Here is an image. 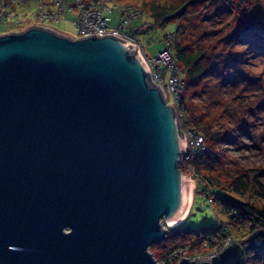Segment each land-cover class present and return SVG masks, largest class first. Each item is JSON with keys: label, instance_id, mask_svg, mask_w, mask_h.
Wrapping results in <instances>:
<instances>
[{"label": "water", "instance_id": "obj_1", "mask_svg": "<svg viewBox=\"0 0 264 264\" xmlns=\"http://www.w3.org/2000/svg\"><path fill=\"white\" fill-rule=\"evenodd\" d=\"M185 146L137 47L0 35V264H161L150 247L192 204ZM240 246L177 264H240Z\"/></svg>", "mask_w": 264, "mask_h": 264}, {"label": "rangeland", "instance_id": "obj_2", "mask_svg": "<svg viewBox=\"0 0 264 264\" xmlns=\"http://www.w3.org/2000/svg\"><path fill=\"white\" fill-rule=\"evenodd\" d=\"M2 1V0H0ZM12 3V0H10ZM111 5L118 4L115 11L112 13L111 21L118 24L121 19L122 7L132 6L140 10L141 18L138 23H148L145 30L138 33L140 43L144 47L145 53L150 57H157L168 46V39L166 42L165 34L169 37H175L178 34L177 29H182L184 37L183 40L192 41L194 45H199L204 48H215L210 50L211 54H219L223 49L222 41L219 39L229 32L232 27L237 31H248L249 35L252 31L253 25L260 27L264 24V0H105ZM170 4L173 6H182L184 4V12L171 20H169L164 27L154 25L150 14V7L153 3ZM14 7L13 17L16 18V11L21 18L22 24L0 26V35L8 33L22 32L33 24H42L37 21H32L33 14L40 10L39 0H28L25 5ZM125 10V9H124ZM75 15L67 13L61 20L56 22L45 21L42 27L49 28L54 32L69 36L71 38H82L75 25ZM1 23V20H0ZM44 23V22H43ZM222 30V31H220ZM239 31V32H240ZM252 37L254 45L247 46L245 50H236L239 53L228 55L225 61L232 59L238 55L237 60L233 63L221 67V72L225 76L224 67H229L228 71L230 80L228 83L234 85H222L221 76L213 74L209 79L205 80L204 84L197 82L189 85L186 89L187 105L196 107L198 113H207L206 119L212 123L214 131H219L224 140V143L219 148H224V154L219 155L220 159L216 161L217 168L210 172L205 167V164L200 166H193L192 158L199 150L209 143L199 135H195L194 131L186 126L185 120H182L179 110V102L185 94L186 83L184 82L183 92L180 93L181 99L177 102L171 101L170 105L174 107L177 113V119L180 126V131L183 133L185 141L188 142L189 147L182 155V159L187 162L186 169L182 172L190 176L195 181V189L193 191L192 206L188 213V220L185 225L188 226H202L205 224H217L218 219L214 209L209 200L213 199L210 187L207 192L198 189V179L194 176V171L199 173V176H218L224 180L227 175L238 173L249 167H255L263 170L264 173V40ZM174 39V38H173ZM173 48V44H170ZM154 67V66H153ZM150 76H151V71ZM169 73V74H168ZM171 72L169 68H165L164 85L162 88L169 93H175L172 87ZM161 74V72H159ZM158 74H156L157 76ZM180 76V74H178ZM227 77V76H226ZM181 78V76L179 77ZM177 89V88H176ZM172 96L169 94V99ZM169 101V100H168ZM178 107V110H177ZM214 147V144H213ZM187 152V153H186ZM185 164V163H184ZM192 164V166H191ZM194 169V171H193ZM186 171V172H185ZM203 193V196L199 193ZM205 194V195H204ZM191 213V215H189ZM186 217V219H187ZM185 219V220H186ZM163 224L164 220L162 221ZM166 225V224H165ZM164 241V240H163ZM162 242V241H161ZM160 243V242H159ZM154 244L150 251L155 258L163 264L161 255L165 251L162 244ZM170 246V242L167 243ZM162 253V254H161ZM205 254V255H204ZM203 257L192 258L191 253L183 252L181 257H190L191 260L201 261L211 258L213 255L206 252ZM216 254V253H215ZM166 264V263H164ZM168 264V263H167Z\"/></svg>", "mask_w": 264, "mask_h": 264}, {"label": "trees", "instance_id": "obj_3", "mask_svg": "<svg viewBox=\"0 0 264 264\" xmlns=\"http://www.w3.org/2000/svg\"><path fill=\"white\" fill-rule=\"evenodd\" d=\"M117 6L119 5L116 4ZM117 7L114 8V11ZM184 4L182 6H173L170 4L153 3L150 7V14L154 25L164 27L166 23L184 12ZM125 13L122 7V15ZM142 16L133 19L128 31L138 36V33L145 30L148 23H138ZM114 24V23H112ZM3 29V28H2ZM234 28L227 32L219 40L222 41L223 49L220 53L211 54L210 50L215 48L202 47L191 44L188 40H183L185 34L182 29H177L175 37L167 39L173 44L175 53L176 65L181 79L185 80V94L179 102V110L182 120H185L187 127L194 131L195 135H199L206 140L203 149L196 152L192 158L193 166L205 164L208 171L213 172L216 168V161L220 159L219 155L224 154V148H219L224 140L219 131H214L212 123L206 119L207 113H198L196 107L190 108L187 105L186 89L189 85L200 82L204 84L205 80L211 78L213 74L220 75L222 85H234L228 83L230 80L228 69L225 71V76L222 75L221 67L233 63L237 60L238 55L229 61H225L226 56L239 53L236 50H245L247 46L254 45L252 37L264 40V24L260 27L253 25L251 33L248 31H237ZM222 31V30H220ZM173 40V41H172ZM218 75V76H219ZM179 76V77H180ZM219 76V77H220ZM227 76V77H226ZM185 95V96H184ZM214 144V147H213ZM185 163V164H184ZM187 162L181 159L180 168L184 171ZM191 164V166H192ZM185 168V169H184ZM194 171V169H193ZM186 172V171H185ZM200 174L194 171V176L198 179V189L207 192L209 187L213 195V199L209 200L216 217L217 224H205L202 226L185 225L187 219L181 224L169 229L167 237L159 244L165 246L162 262L168 264H177L185 257H181L183 252L191 253L192 258L203 257V254L209 252L211 255H218L220 252L230 247L231 245L241 244L242 258L240 264H264V173L263 170L249 167L241 172L227 175L224 180L220 177L208 175L199 176ZM203 196V193H199ZM205 195V194H204ZM204 197V196H203ZM191 215V213L189 214ZM170 242V246L167 243ZM158 245V244H157ZM154 245L153 247H155ZM216 253V254H215ZM205 255V254H204ZM190 258V257H189ZM158 260V259H157ZM159 261V260H158Z\"/></svg>", "mask_w": 264, "mask_h": 264}, {"label": "built area", "instance_id": "obj_4", "mask_svg": "<svg viewBox=\"0 0 264 264\" xmlns=\"http://www.w3.org/2000/svg\"><path fill=\"white\" fill-rule=\"evenodd\" d=\"M27 1L28 0H12V3L10 0L0 1V26H3V29L8 25L14 27V25L22 24L17 11V17H13V12L16 10L14 5L15 2L16 6L25 5ZM39 7L40 10L29 19L33 22L37 21L42 24H33L31 27H42L45 21L56 22L61 20L67 13H71L75 15L74 22L80 37H87L93 34H96L98 37L113 35L127 41L131 46L137 47L143 61L151 71V80L154 85H159L162 88V85L165 83V68L168 67L169 72H171V79L174 80L172 82V87H174L175 93L173 91L169 93L167 90L162 89L169 103H171L172 100L178 102L181 99V93L179 97H177V93L180 91L183 92L184 82L178 76L179 72L176 65L175 53L170 47L171 43L168 41L169 47L165 48V51L161 52L158 58L150 57L145 53L139 37L128 31L131 21L141 15L140 10L137 8L126 6V8H124L125 13L122 15L118 24H112L111 16L117 5H111L105 0H39ZM159 72H161V74H159ZM156 74L158 75L156 76ZM169 94L172 96L171 99H169ZM186 143L187 147H189L188 142ZM201 261L204 260L201 259Z\"/></svg>", "mask_w": 264, "mask_h": 264}, {"label": "bare ground", "instance_id": "obj_5", "mask_svg": "<svg viewBox=\"0 0 264 264\" xmlns=\"http://www.w3.org/2000/svg\"><path fill=\"white\" fill-rule=\"evenodd\" d=\"M193 202V201H192ZM191 206H192V204H191Z\"/></svg>", "mask_w": 264, "mask_h": 264}]
</instances>
